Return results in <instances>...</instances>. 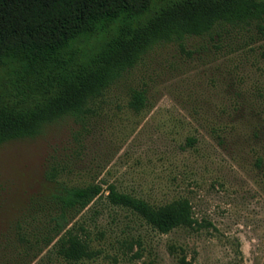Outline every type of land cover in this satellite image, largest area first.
<instances>
[{"label":"rangeland","instance_id":"obj_1","mask_svg":"<svg viewBox=\"0 0 264 264\" xmlns=\"http://www.w3.org/2000/svg\"><path fill=\"white\" fill-rule=\"evenodd\" d=\"M87 184L99 193L55 236L39 203ZM110 186L186 199L191 221L162 232ZM65 231L88 255L63 257ZM0 264H264V17L159 41L79 113L1 142Z\"/></svg>","mask_w":264,"mask_h":264},{"label":"trees","instance_id":"obj_2","mask_svg":"<svg viewBox=\"0 0 264 264\" xmlns=\"http://www.w3.org/2000/svg\"><path fill=\"white\" fill-rule=\"evenodd\" d=\"M263 17L264 0H0V143L79 113L159 41ZM145 102L137 91L129 105L138 110ZM99 191L96 184L60 185L43 199L39 206L49 212L54 235ZM108 199L162 232L191 221L186 199L154 206L113 186ZM65 233L59 238L64 258L88 255ZM44 240L47 245L52 238Z\"/></svg>","mask_w":264,"mask_h":264}]
</instances>
